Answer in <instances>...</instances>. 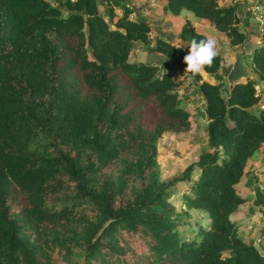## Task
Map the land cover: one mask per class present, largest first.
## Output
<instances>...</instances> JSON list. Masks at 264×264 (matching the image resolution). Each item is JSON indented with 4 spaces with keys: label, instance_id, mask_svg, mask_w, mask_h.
<instances>
[{
    "label": "trees",
    "instance_id": "trees-1",
    "mask_svg": "<svg viewBox=\"0 0 264 264\" xmlns=\"http://www.w3.org/2000/svg\"><path fill=\"white\" fill-rule=\"evenodd\" d=\"M0 0V264H264V254L236 233L231 214L249 159L264 144V46L254 49L256 77L224 86L222 58L191 79L204 98L207 149L180 175L160 180L157 140L186 132L179 106L183 80L155 63L131 62L134 43L185 70L187 48L113 8L124 0ZM208 20L242 46L237 4L166 0ZM116 18V20H115ZM179 37L207 36L186 21ZM212 77L217 82L206 80ZM186 80V79H185ZM264 93V89H263ZM198 169L199 175H191ZM189 184L184 206L207 213L191 239L178 232L169 188ZM254 203L264 205L258 187Z\"/></svg>",
    "mask_w": 264,
    "mask_h": 264
},
{
    "label": "rangeland",
    "instance_id": "rangeland-1",
    "mask_svg": "<svg viewBox=\"0 0 264 264\" xmlns=\"http://www.w3.org/2000/svg\"><path fill=\"white\" fill-rule=\"evenodd\" d=\"M162 1L124 0L120 7H115L113 10L116 18L123 15L124 9H128L131 11V19H144L147 21L151 26L149 32L151 47L155 46L158 38H162L163 31L173 35L171 37V35L168 36L166 34V37L170 40L169 42L173 45L179 46L188 43L187 41H182L179 37L181 27L186 21H189L187 15L183 14L179 19L167 21L164 18L166 13L163 10L164 6L161 8ZM106 6H109L107 2L99 0L100 12L105 15L107 11ZM247 22L252 29L253 44H256L258 32L255 24L253 22L251 24L249 20ZM165 24L167 27L164 26ZM216 40L218 54L220 56L223 55L228 61L234 62L240 69L239 73H235L233 76L232 82L223 78L224 86L228 87L234 81L245 82L246 73L252 68L250 64V47L244 44L234 49L229 45L221 43L220 40ZM146 48L147 46L143 45V43H134L133 49L129 54V61L155 63L160 66L161 71L171 72L177 80H183L176 88V92L179 97V106L190 113L191 127L188 131H168L163 133L157 140L156 159L159 167V177L160 180L167 181L173 176L180 175L189 163L195 161L198 155L207 149L206 123L208 120L204 113V98L198 90L200 82L185 75L184 70L170 66L169 63H163L164 61L162 60L166 59L165 55L159 52H148ZM224 48H228L227 54L222 52ZM161 56H163V59H160ZM252 70L254 71V68ZM225 75L226 77L228 76V74ZM205 79L217 82L212 77H206ZM263 89L264 84L259 82L256 85V92L261 97V107H264ZM245 172V175L237 184V191L241 196L246 198V201L239 206L238 210L233 213L234 215L232 214L231 219L235 222L237 235L245 242L254 244L264 254V205H256L254 203L256 197L254 187H258L264 192V144L249 159ZM198 175L199 171L196 169L191 175L192 180H196ZM169 191L171 194L170 202L174 207V212L181 216V224L177 228L179 235L182 239H191L199 228H206L208 226V215L202 210L184 206L182 195L190 191L189 184L178 183L170 187ZM72 259L78 264H82V253L79 249H74Z\"/></svg>",
    "mask_w": 264,
    "mask_h": 264
},
{
    "label": "crops",
    "instance_id": "crops-1",
    "mask_svg": "<svg viewBox=\"0 0 264 264\" xmlns=\"http://www.w3.org/2000/svg\"><path fill=\"white\" fill-rule=\"evenodd\" d=\"M249 1L250 0H217L218 4L220 6H225V5H228V4H237V13H238L239 18L241 19L240 20V24H239V28L247 36L245 45L250 47V49H251L250 53L252 54V52H253L252 49L254 50V49H257L258 47L255 44H253V36H252V32H251L252 29L249 27V24L247 22L248 19H247V16L245 15V8L248 5ZM165 4H166V0H163L162 3H161V8ZM183 14L187 15L188 20L195 27L196 31L204 34L207 37L214 36L215 39L220 40L221 43L230 46L229 40H228V38L226 37V35L224 33L219 32L218 30H216L214 28V26L208 20L202 19V18H198V17L194 16L190 11H188L186 9H183L179 13V15H173V14H171L169 12H166L164 18L167 21L176 20V19H179L181 17V15H183ZM164 26L167 27L166 24ZM178 32H179V30H178ZM163 34H164V36H163ZM166 34L168 36L171 35V37H173V35L171 33L166 32V31L162 32L161 37L163 39L167 40V41H170L169 38L166 37L167 36ZM176 36H178V35L176 34ZM182 41H184V40H182ZM231 47L236 49L239 46H231ZM227 51H228V48H224L222 50V52L225 53V54H227ZM155 54L159 55L158 53H155ZM221 58H222V62H221V69L219 71V74H221L224 79H227L229 82H232L233 76L235 75V73H239L240 69L237 67L236 64H234V62L228 61L223 55H221ZM160 59H163V56H161ZM162 61H164L163 63H168L167 59H165V58ZM250 64H251V58H250ZM251 67L253 68L252 64H251ZM252 68L247 71L246 78L247 77H256L255 71H253ZM242 70H244V69L242 68ZM225 74H228V76L226 77ZM230 78H232V79H230ZM260 83L264 84L263 81H261ZM233 215L231 214V217Z\"/></svg>",
    "mask_w": 264,
    "mask_h": 264
},
{
    "label": "clouds",
    "instance_id": "clouds-1",
    "mask_svg": "<svg viewBox=\"0 0 264 264\" xmlns=\"http://www.w3.org/2000/svg\"><path fill=\"white\" fill-rule=\"evenodd\" d=\"M180 48H187V54L183 57L186 64L184 72L185 75L191 74L193 78L212 66L218 55L217 40L212 36L200 40L193 38L190 42L179 45L178 49Z\"/></svg>",
    "mask_w": 264,
    "mask_h": 264
},
{
    "label": "built area",
    "instance_id": "built-area-1",
    "mask_svg": "<svg viewBox=\"0 0 264 264\" xmlns=\"http://www.w3.org/2000/svg\"><path fill=\"white\" fill-rule=\"evenodd\" d=\"M245 15L252 24H255L258 32L256 46H264V0H250L245 8Z\"/></svg>",
    "mask_w": 264,
    "mask_h": 264
}]
</instances>
